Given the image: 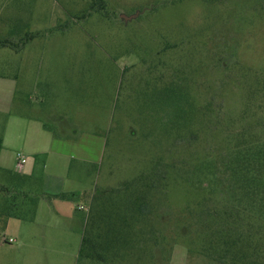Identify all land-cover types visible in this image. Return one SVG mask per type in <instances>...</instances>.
Listing matches in <instances>:
<instances>
[{
	"label": "rangeland",
	"instance_id": "rangeland-1",
	"mask_svg": "<svg viewBox=\"0 0 264 264\" xmlns=\"http://www.w3.org/2000/svg\"><path fill=\"white\" fill-rule=\"evenodd\" d=\"M6 39L0 185L13 184L9 173L21 175V186L10 187L35 203L8 221L0 264H100L78 256L83 234L89 238L109 208L100 204L116 202L96 195L186 155L194 168L203 149L191 138L207 141L204 151H224L228 161L230 151L241 152L264 186V0H0V41ZM214 53L223 69L210 65ZM176 72L188 91L173 104L191 107L188 119H174L166 106L165 86L178 82ZM209 102L220 112L213 108L210 128L197 133L205 126L197 108ZM228 132L243 145L228 150ZM178 168L156 205L159 246L148 242L107 264H230L200 252L193 226L191 210L213 186L208 170L192 179ZM256 199L253 206L243 197L229 203L252 208L249 222L264 224V195Z\"/></svg>",
	"mask_w": 264,
	"mask_h": 264
},
{
	"label": "trees",
	"instance_id": "trees-1",
	"mask_svg": "<svg viewBox=\"0 0 264 264\" xmlns=\"http://www.w3.org/2000/svg\"><path fill=\"white\" fill-rule=\"evenodd\" d=\"M8 45L10 46L8 39L0 41V47ZM217 58L216 53L210 54V65L217 62L215 65L220 64L223 69L225 61L216 60ZM177 76H179L177 72L173 76L171 75L179 83L171 79L166 83L165 89L170 90L169 93H165L166 106L168 110L172 111L174 119L178 117L188 119L191 118L193 109L190 106H188L190 108L181 109V107L173 104L179 96L185 97L184 94H187L188 91L185 77L181 76L179 80ZM159 80H163V78L160 77ZM220 107L221 105L212 107L211 102H209V106H205L203 103L202 107L197 108L205 122V126L198 128L197 133L203 131L204 128H210L211 123L207 120L209 113L213 114V108H217L214 111L219 113ZM216 127L218 125L214 126V129ZM227 135L228 150L237 149L243 145L242 138L240 139L241 135H238L237 138L231 137L229 132ZM197 138H191L190 141L194 140L196 144L198 141L197 149L200 146L203 149L201 158L203 161L199 163L200 165L197 164L194 168H190L189 165V167L186 166L191 162V157L188 158L186 155L179 163L176 162V165L171 162L167 163L166 169L154 168L148 175L125 184L114 192L103 191L100 195H96L108 198L115 196L116 202H102L100 204L109 205V208H105L100 213L102 215L101 222L94 223L90 227L91 231L87 233L89 238L83 234L78 256L83 257L84 255L85 261L88 259L94 261L95 259L100 264H107V259L115 260L126 252L131 256L135 255L140 246L148 242L158 247L162 220L157 218L156 205L160 202V196L169 189L168 182L177 179L178 175L174 174V168L179 167L180 170L182 168L186 178L192 175V179L197 173L202 172L201 169L203 168L208 170L207 174L211 178L213 186H211L207 196L202 198L198 202L199 204H195L194 209L191 210V215L197 216L193 219V226L197 229L198 239H201L200 252L206 258L218 263H225L227 259H230V264H264V224H261L263 222L260 219L255 221L256 218H253L256 226L251 224L248 215L252 214V208L243 210L229 203L232 197L249 199L247 203L252 206L260 203L257 202L256 198L259 195H264V186L258 170L254 169L248 161L249 158L241 155L239 151L229 152L235 155L230 161L224 155V151H204L207 141L204 144ZM217 155V159L211 160L213 159L212 156ZM8 175L12 177V183L15 187L21 186L20 183L24 177L21 175L12 176L10 173ZM162 182H166V185H163ZM13 184L0 185V238L10 219L21 218L22 211L30 204L35 203L31 195L15 189L12 190L10 186ZM202 189L205 190L204 187ZM71 197L62 196L60 198Z\"/></svg>",
	"mask_w": 264,
	"mask_h": 264
},
{
	"label": "water",
	"instance_id": "water-1",
	"mask_svg": "<svg viewBox=\"0 0 264 264\" xmlns=\"http://www.w3.org/2000/svg\"><path fill=\"white\" fill-rule=\"evenodd\" d=\"M139 12L135 13L132 16H125V15H120V20L123 21L124 23H127L135 18H137L139 16Z\"/></svg>",
	"mask_w": 264,
	"mask_h": 264
},
{
	"label": "built area",
	"instance_id": "built-area-1",
	"mask_svg": "<svg viewBox=\"0 0 264 264\" xmlns=\"http://www.w3.org/2000/svg\"><path fill=\"white\" fill-rule=\"evenodd\" d=\"M18 162H19L18 166L19 168H21V166L25 163V158L21 155H18ZM8 242L12 243L13 241L10 239L8 240Z\"/></svg>",
	"mask_w": 264,
	"mask_h": 264
}]
</instances>
